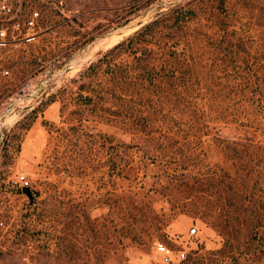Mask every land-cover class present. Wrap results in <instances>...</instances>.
Returning a JSON list of instances; mask_svg holds the SVG:
<instances>
[{"label":"rangeland","instance_id":"1","mask_svg":"<svg viewBox=\"0 0 264 264\" xmlns=\"http://www.w3.org/2000/svg\"><path fill=\"white\" fill-rule=\"evenodd\" d=\"M172 1L24 0V19L37 11L38 35L0 47V114L21 92L48 80L15 105L14 124H0V264H165L155 251L158 242L185 249L186 258L173 264H264V244L257 242L264 227L256 225L264 219L262 89L252 97L238 92L234 101L215 96L171 109L174 98L166 103L164 94L142 88L138 96L123 79L111 80L105 61L87 70L169 9L153 5ZM246 1L264 5L225 0V6L245 19ZM213 12L200 10L205 20L214 19ZM145 14L142 25L95 52L110 32ZM20 29L28 31L23 23ZM97 40L80 68L54 74L69 60L85 58ZM252 43H246L247 62L222 49L206 48L205 55L193 49L192 56L207 57L206 67L213 55L226 56L231 77L219 81L226 92L239 84L236 66L251 65L254 76L246 82L260 85L264 65L252 60L260 52ZM132 57L121 53L111 64L130 66ZM247 139L262 148L244 147L239 159L243 153L230 142ZM20 174L29 180L31 203L15 183Z\"/></svg>","mask_w":264,"mask_h":264},{"label":"trees","instance_id":"2","mask_svg":"<svg viewBox=\"0 0 264 264\" xmlns=\"http://www.w3.org/2000/svg\"><path fill=\"white\" fill-rule=\"evenodd\" d=\"M215 2L216 0H188L169 8L142 26L133 35L115 44L98 60V63L91 64L87 70L91 71L95 66L100 67L101 62L105 61V67L108 69L111 80L123 79L124 83L126 82L124 85L126 89L135 90L134 94L138 96L142 94L138 89L142 88L148 90L149 93L152 91L164 94L166 103H172L174 98L171 109L179 104L190 106L194 100L201 103L204 100H210L211 97L215 98V96H222L229 101H234L233 97L238 92L242 93L245 90H247L246 93H250V97L255 96L256 92L261 89V93L264 95V71L261 72L259 78L262 81L260 85L257 82H254L255 84L247 83V79L254 76L251 65L236 66L234 78L239 81V84L234 83L226 92L223 84L219 82L228 81L231 77V70L226 68V56L213 55L208 67L205 64L202 65L204 60H208L202 54H200L199 60L193 59V49L202 50L205 55L207 54L205 49L208 48L217 51L227 50L231 57H241L240 59L247 62L246 57L250 53L247 44L253 42L252 44L259 45L260 52L258 57H254L252 60L254 62L261 60L264 65V5H248V1H246L245 8L241 10L246 12L244 19L242 16L239 17L241 13L239 10L228 12L225 0H217V3L214 4ZM200 10L202 13L207 10L215 11L211 13V17L214 19H203ZM199 27H202L203 30H200ZM121 53L133 56L132 65L111 64L115 61L113 56ZM218 61L221 62V67ZM219 68H221L220 73H218ZM200 72L208 75V79L204 82H201L199 78ZM126 75L130 76L127 78ZM216 80L220 87L211 88ZM208 81H212L213 84L207 85ZM203 88H206L207 91L201 93ZM258 106H260V110H257V113H262L261 102ZM228 121L231 120H225V122ZM240 125L247 126L245 123H240ZM230 144L238 146V149L234 148L235 153H243L239 159H243L246 154V151L240 150H245L249 146L262 148V144L252 145L250 139L231 140ZM256 225L264 227V219L258 217ZM255 235L258 236L259 232L256 231ZM257 242L264 244V234L258 237ZM262 254H264V250Z\"/></svg>","mask_w":264,"mask_h":264},{"label":"built area","instance_id":"3","mask_svg":"<svg viewBox=\"0 0 264 264\" xmlns=\"http://www.w3.org/2000/svg\"><path fill=\"white\" fill-rule=\"evenodd\" d=\"M24 0H0V47L9 49L12 46L17 47L19 43H27L35 39L38 35L33 31L38 23L37 11H32V16L23 18L22 10ZM23 18V19H22ZM20 23L27 27L28 31L23 33L20 29ZM10 31L8 34L7 30ZM15 183L22 187H29V180L20 174L17 176ZM196 229L192 228L188 236L191 237ZM155 251L165 264H173L183 261L187 254L185 249L174 250L165 244L158 242L155 245Z\"/></svg>","mask_w":264,"mask_h":264},{"label":"water","instance_id":"4","mask_svg":"<svg viewBox=\"0 0 264 264\" xmlns=\"http://www.w3.org/2000/svg\"><path fill=\"white\" fill-rule=\"evenodd\" d=\"M182 0H175V1H172V2H159V3H156L155 5H153L151 8H156V7H166V8H170L172 7L173 5L181 2ZM146 17V14L144 16H142L139 20H137L136 22L132 23V24H128V25H125L123 26L122 28H119L117 30H114L112 32H110L111 34H113L114 32L118 31V30H121V29H130V28H135V27H139L140 25L143 24V20L144 18ZM93 45V44H92ZM88 46L87 47V50L85 52V54L89 51V49L91 48V46ZM75 65V60H69L60 70L56 71L54 74H61L63 72H67L69 70L72 69V67ZM46 75V73L44 74ZM52 75L49 76V78L51 77ZM48 79H45L43 81H41L38 85H37V88H36V91L34 92H31V93H28V94H25L23 95L22 92L20 93V97L17 98V99H14L7 107L6 109L0 114V124L3 122V120L9 115L11 114L12 112H14V108H15V105H17L19 102L23 101V100H28V99H31L33 98L36 94H37V91H39L42 87L45 86L46 84V81ZM3 140V134L1 133L0 134V143L2 142ZM21 191L22 193H24L27 198L29 199V202L31 203L32 200H33V194H32V191L29 187H22L21 188Z\"/></svg>","mask_w":264,"mask_h":264},{"label":"bare ground","instance_id":"5","mask_svg":"<svg viewBox=\"0 0 264 264\" xmlns=\"http://www.w3.org/2000/svg\"><path fill=\"white\" fill-rule=\"evenodd\" d=\"M157 12V11H156ZM138 20V19H137ZM146 22V21H145ZM136 28V27H135ZM130 29H134V28H130ZM130 29H121V30H118V31H116V32H114L113 34H110V35H108L107 37H105V38H108V39H105V40H103V41H101V40H97V41H95L94 43H93V45L91 46V48L89 49V51L91 50V49H93V47L99 42V41H101L100 43H98V45L95 47V52L96 51H100V50H103V49H106V48H109L111 45H113L114 43H116L117 41H119V40H121L123 37H125L127 34H126V32H124V33H122L123 31H126V30H130ZM121 33V34H120ZM118 34V35H117ZM116 35V36H115ZM111 37V38H110ZM104 39V38H103ZM91 52V51H90ZM90 54V53H89ZM89 54L85 57V58H81V57H79V58H77L76 60H75V65L72 67V71L73 70H75V69H77V68H80L82 65H80V64H78V61L79 60H81L82 62L89 56ZM76 66V67H75ZM71 70H69L68 72H64V73H62L61 75H63V74H65V73H69V72H71ZM60 75V76H61ZM26 102H30V100L29 101H26ZM34 102V101H33ZM32 102V103H33ZM25 102H23V103H20L19 105H18V107L21 105V104H24ZM16 111H14V112H12L11 114H9L4 120H3V122H2V128H4V125L5 124H7V126H11L12 124H14V122L16 121V117L15 116H13L14 115V113H15Z\"/></svg>","mask_w":264,"mask_h":264}]
</instances>
